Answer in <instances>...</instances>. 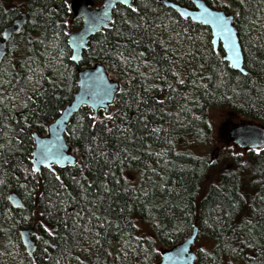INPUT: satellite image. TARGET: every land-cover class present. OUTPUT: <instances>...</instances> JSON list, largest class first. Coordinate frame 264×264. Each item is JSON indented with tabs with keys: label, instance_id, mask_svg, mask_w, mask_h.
Returning a JSON list of instances; mask_svg holds the SVG:
<instances>
[{
	"label": "trees",
	"instance_id": "16d2710c",
	"mask_svg": "<svg viewBox=\"0 0 264 264\" xmlns=\"http://www.w3.org/2000/svg\"><path fill=\"white\" fill-rule=\"evenodd\" d=\"M69 1L0 0V35L26 12L0 63V264H155L194 225V264H264V146L213 157L211 119L229 111L264 125V0H205L233 14L246 74L212 48L206 26L159 0L117 5L79 62L119 81L111 112L93 118L82 106L65 132L76 162L39 178L33 132L77 89ZM27 226L32 258L18 239Z\"/></svg>",
	"mask_w": 264,
	"mask_h": 264
},
{
	"label": "water",
	"instance_id": "95a60500",
	"mask_svg": "<svg viewBox=\"0 0 264 264\" xmlns=\"http://www.w3.org/2000/svg\"><path fill=\"white\" fill-rule=\"evenodd\" d=\"M164 6L174 10L181 18L189 19L209 29V41L212 48L222 51V59L228 65L246 74L243 66V53L239 42L237 29L234 26V16L223 9L211 7L205 0H190L192 7L182 5L174 0H159ZM134 8L133 0H102L95 5L94 0H70L69 12L71 20H80L78 28L67 34V44L70 48V59L76 66L82 59V53L88 48L89 39L96 33L110 27L113 10L117 5ZM26 21V12L22 11L10 24L6 25L0 35V63L7 52V44L13 34L21 31ZM120 83L110 75L106 66L101 62L79 66L77 69V89L70 101L64 104L58 115L48 123L46 132H33V147L29 157L31 169L39 178L42 169L53 173L58 168L73 165L76 155L66 141L67 126L82 106L91 109L93 118H97L100 111L110 114L111 104L115 94L120 90ZM226 137L234 146L242 149H257L264 146V125L257 123H238L228 127ZM8 201L14 208H22L24 203L14 191L8 193ZM31 226L18 230L19 241L24 251L32 258L36 249V242L32 236ZM198 228L181 241L160 252V258L155 264H194L197 253L192 249L197 238Z\"/></svg>",
	"mask_w": 264,
	"mask_h": 264
},
{
	"label": "rangeland",
	"instance_id": "374dc122",
	"mask_svg": "<svg viewBox=\"0 0 264 264\" xmlns=\"http://www.w3.org/2000/svg\"><path fill=\"white\" fill-rule=\"evenodd\" d=\"M95 5L97 6L98 4L95 3ZM211 114H212L211 119H212L213 144L215 145L213 149L214 153H212V156L216 157L217 152L220 151L221 148H224L229 152L232 151L233 153L241 154L242 157L245 158L246 157L245 149L234 146L231 142L227 140L226 137L227 129L231 125L238 123H257V124H261V123L255 122L248 118H244L237 113L229 112V111L225 112V111L212 110ZM218 147H220V149H218ZM198 241L199 243H202L204 239L200 238ZM199 247L200 246L196 242V244L195 243L193 244L192 249L197 253ZM12 260L13 258H10L9 262L11 263Z\"/></svg>",
	"mask_w": 264,
	"mask_h": 264
},
{
	"label": "flooded vegetation",
	"instance_id": "af4514ba",
	"mask_svg": "<svg viewBox=\"0 0 264 264\" xmlns=\"http://www.w3.org/2000/svg\"><path fill=\"white\" fill-rule=\"evenodd\" d=\"M206 2V1H205ZM207 3V2H206ZM193 5H192V2L190 3V6H188V7H192ZM216 8V7H215Z\"/></svg>",
	"mask_w": 264,
	"mask_h": 264
},
{
	"label": "snow or ice",
	"instance_id": "6c2138e0",
	"mask_svg": "<svg viewBox=\"0 0 264 264\" xmlns=\"http://www.w3.org/2000/svg\"><path fill=\"white\" fill-rule=\"evenodd\" d=\"M33 171H36V169H35V168H33Z\"/></svg>",
	"mask_w": 264,
	"mask_h": 264
},
{
	"label": "bare ground",
	"instance_id": "6f19581e",
	"mask_svg": "<svg viewBox=\"0 0 264 264\" xmlns=\"http://www.w3.org/2000/svg\"><path fill=\"white\" fill-rule=\"evenodd\" d=\"M26 253V252H25ZM27 254V253H26ZM28 255V254H27ZM29 256V255H28ZM30 257V256H29ZM31 258V257H30Z\"/></svg>",
	"mask_w": 264,
	"mask_h": 264
}]
</instances>
